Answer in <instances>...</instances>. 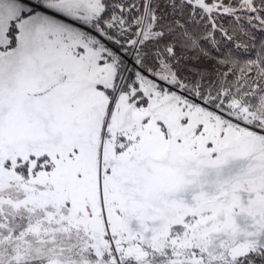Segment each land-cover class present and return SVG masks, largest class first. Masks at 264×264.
<instances>
[{"label":"snow or ice","instance_id":"obj_1","mask_svg":"<svg viewBox=\"0 0 264 264\" xmlns=\"http://www.w3.org/2000/svg\"><path fill=\"white\" fill-rule=\"evenodd\" d=\"M0 264H264V0H0Z\"/></svg>","mask_w":264,"mask_h":264}]
</instances>
